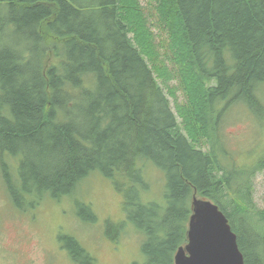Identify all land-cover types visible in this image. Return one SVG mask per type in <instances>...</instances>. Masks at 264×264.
Here are the masks:
<instances>
[{"label":"trees","instance_id":"obj_1","mask_svg":"<svg viewBox=\"0 0 264 264\" xmlns=\"http://www.w3.org/2000/svg\"><path fill=\"white\" fill-rule=\"evenodd\" d=\"M150 1L168 35V65L138 0H0L6 188L18 207L34 206L45 193H74L100 172L123 195L149 264H174L198 195L227 217L244 264H264V223L251 218V177L264 172V157L237 168L230 151L216 146L218 119L230 106H260L264 0ZM9 9L19 10L13 32L2 16ZM12 34L13 47L5 44ZM171 78L176 89L168 88ZM6 154L17 160L15 170ZM147 162L164 174L160 201L141 198ZM80 206L91 218L89 205ZM258 214L264 222V208ZM61 241L75 264H99L75 237Z\"/></svg>","mask_w":264,"mask_h":264},{"label":"rangeland","instance_id":"obj_2","mask_svg":"<svg viewBox=\"0 0 264 264\" xmlns=\"http://www.w3.org/2000/svg\"><path fill=\"white\" fill-rule=\"evenodd\" d=\"M138 3L148 20L162 60L168 65V35L157 24L155 2L138 0ZM18 11L9 9L2 13L11 32L18 29L11 22ZM15 41L16 37L12 34L5 44L13 47ZM46 54L50 61L48 50ZM157 81L164 88L162 80L157 77ZM167 83L169 89H176V78ZM164 91L175 112V99L168 95L165 88ZM260 95V106L248 109L236 103L218 119L216 131L221 139L216 146L230 151L232 158L236 159L237 168L249 167L264 157V85ZM176 96L178 101L182 99L179 91ZM201 148L208 150V143H203ZM4 160L15 170L17 160L7 154ZM2 169L0 162V264H75L68 251L62 248V235L75 237L99 264H149L141 250L143 234L129 219H125L123 195L100 172L92 171L70 195L53 198L45 193L37 205L18 207L6 188ZM144 178L148 189L141 191L142 200H162L165 182L162 170L147 162ZM251 183L254 206L251 218L263 224L258 213L264 208V172H255ZM26 200L30 203L34 200L33 195L27 194ZM80 204L89 205L93 214L91 218L87 217L88 213Z\"/></svg>","mask_w":264,"mask_h":264},{"label":"water","instance_id":"obj_3","mask_svg":"<svg viewBox=\"0 0 264 264\" xmlns=\"http://www.w3.org/2000/svg\"><path fill=\"white\" fill-rule=\"evenodd\" d=\"M187 243L178 247L174 264H244L227 217L207 198L191 199Z\"/></svg>","mask_w":264,"mask_h":264}]
</instances>
